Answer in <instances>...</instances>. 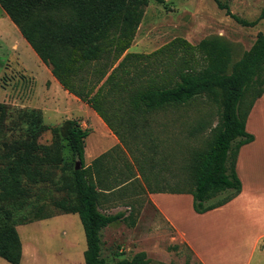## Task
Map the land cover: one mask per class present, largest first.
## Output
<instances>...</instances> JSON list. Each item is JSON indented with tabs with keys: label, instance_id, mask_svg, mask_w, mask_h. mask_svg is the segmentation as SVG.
I'll return each instance as SVG.
<instances>
[{
	"label": "trees",
	"instance_id": "16d2710c",
	"mask_svg": "<svg viewBox=\"0 0 264 264\" xmlns=\"http://www.w3.org/2000/svg\"><path fill=\"white\" fill-rule=\"evenodd\" d=\"M213 1L242 27L253 28L264 18L262 11L256 20L247 21L232 14L226 3ZM148 4L149 0H0L3 12L61 87L87 104L114 134L109 118L118 113L120 119L133 123L159 111L186 108L202 97L220 101L223 109L219 123L211 129V138L190 154L185 165L186 182H178L170 190L159 186L164 182L162 168L156 171L151 156L143 154L141 161L113 156L119 146L86 166L85 139L89 132L76 121H67L64 145H37L47 127L38 112L23 111V135L10 143L0 168V258L7 263L21 262L17 227L34 222L17 221L27 202L23 181L34 185L49 180L50 172L44 168L59 167L63 174H69L61 187L66 195L54 201L53 207L59 215H78L86 240L84 264H108L102 257L103 229L122 221L135 225L132 212L127 217L105 214L100 203L105 194L128 195L138 177L143 182L138 186L142 193L191 195L197 214L220 208L240 194L241 183L235 173L237 154L241 146L253 141L245 123L264 91L253 95L243 110L244 99L251 87L261 82L264 34L257 35L230 73L231 52L215 39L192 45L178 37L147 55L126 53ZM205 128L206 123L199 122L194 132ZM120 160L121 167H115ZM76 162L80 163L79 170H75ZM218 196L221 198L212 202ZM149 262L140 252L109 264Z\"/></svg>",
	"mask_w": 264,
	"mask_h": 264
},
{
	"label": "rangeland",
	"instance_id": "374dc122",
	"mask_svg": "<svg viewBox=\"0 0 264 264\" xmlns=\"http://www.w3.org/2000/svg\"><path fill=\"white\" fill-rule=\"evenodd\" d=\"M219 1L226 3L232 14L247 21L256 20L264 11V0ZM140 25L130 52L149 54L178 37L192 45L215 39L231 52L227 73L233 63L252 47L257 35L264 34V18L253 28L242 27L218 9L213 0H149ZM49 71L50 68L41 64L17 26L0 7V168L4 165L10 143L23 135L26 127V120L20 118L23 111L38 112L47 127L37 139L39 146L64 145L66 123L72 120L89 132L85 139L86 166L101 154L112 151L113 148L109 150L106 145L104 132L92 110L51 84ZM260 73L261 82L246 94L243 110L253 95L264 91V69ZM222 111L220 101L202 97L183 109L153 113L152 120L161 119L163 122L166 118L168 121L167 135L161 134L150 141L125 143L127 152L118 148L113 151V156L129 161L131 158L141 161L143 154L151 156L156 171L162 168L160 176L164 182L159 185L161 188L170 190L178 182L183 185L188 176L185 165L190 154L202 149L211 138V129L219 123ZM199 122L206 123V128L195 133L194 127ZM121 163V160L117 161L115 167H121ZM108 165L113 168L112 163ZM43 171L50 172L49 180L34 185L23 181L27 202L17 221L34 222L17 227L24 247L20 264H84L86 240L78 215H59L53 207L54 201L66 195L61 187L69 174H63L59 167L44 168ZM133 185L135 187L128 195L115 192L101 198L102 213L129 216L132 212L131 219L138 224L135 229H130V223L122 221L102 230V257L105 261L109 264L117 258L130 259L144 252L149 264H199L186 245L175 240L172 228L164 224L150 207L147 193L138 188L143 185L142 180L138 177ZM220 198L218 196L212 202ZM50 216L46 220H36ZM261 249L264 251V243ZM257 255L251 264H258ZM0 264L9 263L0 258Z\"/></svg>",
	"mask_w": 264,
	"mask_h": 264
},
{
	"label": "crops",
	"instance_id": "0c3cea01",
	"mask_svg": "<svg viewBox=\"0 0 264 264\" xmlns=\"http://www.w3.org/2000/svg\"><path fill=\"white\" fill-rule=\"evenodd\" d=\"M132 45L126 53H132ZM48 73L51 84L61 88L66 96L83 103L65 91L50 71ZM92 114L104 132L109 150L119 146L127 152L122 141L144 142L154 140L161 134L167 135L166 118L162 122L148 116L136 118L131 123L120 119V113L111 115L109 120L114 134L93 110ZM245 131L253 137V141L241 146L237 154L235 173L241 183V192L224 206L197 214L189 194H147L150 207L164 224L172 228L175 240L186 245L199 264H251L256 254L258 264L264 260L261 249L264 243V92L248 114ZM137 226L129 228L135 229ZM23 248L22 245V257Z\"/></svg>",
	"mask_w": 264,
	"mask_h": 264
},
{
	"label": "water",
	"instance_id": "95a60500",
	"mask_svg": "<svg viewBox=\"0 0 264 264\" xmlns=\"http://www.w3.org/2000/svg\"><path fill=\"white\" fill-rule=\"evenodd\" d=\"M79 168H80V163L79 162H76L75 170H79Z\"/></svg>",
	"mask_w": 264,
	"mask_h": 264
}]
</instances>
